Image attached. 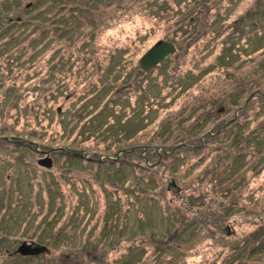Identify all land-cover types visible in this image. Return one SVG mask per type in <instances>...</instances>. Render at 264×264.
Here are the masks:
<instances>
[{
	"label": "rangeland",
	"instance_id": "obj_1",
	"mask_svg": "<svg viewBox=\"0 0 264 264\" xmlns=\"http://www.w3.org/2000/svg\"><path fill=\"white\" fill-rule=\"evenodd\" d=\"M262 240L264 0H0V264H264Z\"/></svg>",
	"mask_w": 264,
	"mask_h": 264
},
{
	"label": "water",
	"instance_id": "obj_2",
	"mask_svg": "<svg viewBox=\"0 0 264 264\" xmlns=\"http://www.w3.org/2000/svg\"><path fill=\"white\" fill-rule=\"evenodd\" d=\"M176 46L173 42L158 39L155 41L138 59V64L143 70H148L158 65L168 55L175 53ZM78 155H81L78 153ZM38 165L50 168L52 166V158L48 153L37 160ZM46 246L35 243L22 241L14 250L15 254L21 256H35L46 251Z\"/></svg>",
	"mask_w": 264,
	"mask_h": 264
},
{
	"label": "trees",
	"instance_id": "obj_3",
	"mask_svg": "<svg viewBox=\"0 0 264 264\" xmlns=\"http://www.w3.org/2000/svg\"><path fill=\"white\" fill-rule=\"evenodd\" d=\"M223 126H225V125H223ZM212 129H215V128H212ZM27 146L30 147L29 149L34 150V145H32V144H28ZM90 159H91V158H90ZM261 245H262V246L264 245V240H262ZM255 247H256V246H255ZM255 247H254L253 249H255Z\"/></svg>",
	"mask_w": 264,
	"mask_h": 264
},
{
	"label": "flooded vegetation",
	"instance_id": "obj_4",
	"mask_svg": "<svg viewBox=\"0 0 264 264\" xmlns=\"http://www.w3.org/2000/svg\"><path fill=\"white\" fill-rule=\"evenodd\" d=\"M164 59H165V58H164ZM164 59H163V60H164ZM163 60H162V61H163Z\"/></svg>",
	"mask_w": 264,
	"mask_h": 264
}]
</instances>
